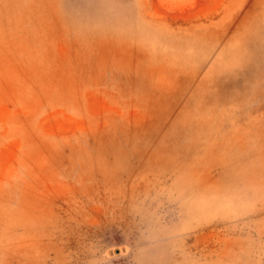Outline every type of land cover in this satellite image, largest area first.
I'll use <instances>...</instances> for the list:
<instances>
[{"label": "rangeland", "instance_id": "374dc122", "mask_svg": "<svg viewBox=\"0 0 264 264\" xmlns=\"http://www.w3.org/2000/svg\"><path fill=\"white\" fill-rule=\"evenodd\" d=\"M0 264H264V0H0Z\"/></svg>", "mask_w": 264, "mask_h": 264}]
</instances>
